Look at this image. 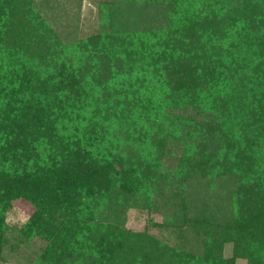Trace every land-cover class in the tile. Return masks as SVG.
Segmentation results:
<instances>
[{
  "label": "trees",
  "instance_id": "trees-1",
  "mask_svg": "<svg viewBox=\"0 0 264 264\" xmlns=\"http://www.w3.org/2000/svg\"><path fill=\"white\" fill-rule=\"evenodd\" d=\"M49 4V0H0V209L5 210L18 192L28 190L35 201L46 189L41 207L56 203L70 214L54 238L48 232L51 244L32 264H52L48 258L53 256L52 247L65 237H73L78 229L72 224L85 217L90 223L84 247H89L92 259L96 258L95 249L105 256L103 264H235L234 257L223 255L228 242H233L235 253L257 264L248 242L259 244L258 237L264 234V43L258 47L252 41L254 33L246 35L247 51L255 54L241 57L235 53L241 46L240 36H233L235 44L226 46L228 53L219 58L220 64L243 60L233 72L224 71L232 80V92L226 96L233 107L235 104L233 111L242 112L235 120L241 124L235 128L232 123L229 128L219 124L216 132L210 125L204 129L196 123L195 129L204 133L195 137L198 151L207 139L215 143L219 137V145L204 162L195 160L203 169L205 183L201 180L187 197L180 191L166 197L165 179L159 170L161 158L153 152L165 137L160 125L165 122L164 106L177 101L199 106L193 101L201 89L209 90L208 81L203 86L207 76L195 74L181 92L162 88L163 101L155 105L159 121L152 124L143 116L149 109L154 85L153 74L150 76L146 67L151 50L143 48L141 35L125 27L120 19L86 38L77 39L70 32L61 35L41 16L40 10L49 8ZM158 7L159 3L154 5V9ZM258 9L255 6L254 13ZM196 25L200 28L201 22ZM202 26L229 35L226 28L230 26L219 21L202 22ZM251 28L260 31L256 36L263 31L261 24ZM185 33L180 31L181 38ZM228 35L223 37L228 39ZM168 69L161 65L155 72ZM178 94L185 102L178 99ZM139 108L142 114L136 117L134 112ZM136 137L150 140L146 156L134 149ZM15 152L21 154V161ZM15 171L23 177L17 182L8 176ZM211 177L220 183V177L225 179L221 184L226 186L224 195H229L224 200L208 189L213 186ZM130 196L131 203L156 210L161 208L160 203L180 197L181 215L176 219H195L199 225L195 224V232L201 241L197 249L203 248V253H195L193 248L187 253L157 251L145 234L125 230L119 221L107 222L105 214ZM49 207L40 214L42 220L37 213L29 222L27 228L33 235L45 233L39 226L43 218L53 220ZM113 235L118 240H113ZM161 256L171 259L164 262Z\"/></svg>",
  "mask_w": 264,
  "mask_h": 264
},
{
  "label": "rangeland",
  "instance_id": "rangeland-1",
  "mask_svg": "<svg viewBox=\"0 0 264 264\" xmlns=\"http://www.w3.org/2000/svg\"><path fill=\"white\" fill-rule=\"evenodd\" d=\"M49 2V8L40 10L41 16L50 22L53 29L61 35H67L70 32L77 36V39L86 38L95 34L103 26L119 19L121 23L122 20L124 21L125 27L129 26L135 33L141 35L142 41L145 43H143L145 45L143 48L151 50V58L148 59L146 67L147 71H150V76L153 74L151 80L153 79L154 85L151 88L152 98L149 109L144 110L146 114L143 116H147V120L152 124L159 121L156 118L159 108L155 110V105L157 104L156 107L158 104L160 106V101H163L160 98L163 93H160L162 88L170 87L176 92H181L189 87L195 74L196 76H207V79L203 77L206 79L203 86L208 81L206 87L209 90L201 89L200 95L193 101L194 104L198 102L199 106L194 107L190 102L182 104L179 101L167 102L169 105L166 108L164 106L165 122L160 125H162L165 137L153 151L155 157L161 158L159 170L163 172L165 179L163 194L166 197L177 191L187 197V192L196 187L201 180L205 183L202 178L203 169H200L199 163L196 161H205L209 152L219 145V137L215 139V143H212L211 139L210 141L207 139L198 151L195 137L202 136L204 133L203 129H195L196 123L201 124L204 129L210 125V128H214L216 132L219 124H222L224 128H229L231 123L233 128L237 124H241L235 120L242 112L240 110L233 111L235 104L233 107L232 101L227 99L229 93L232 92V80L227 79L224 71L226 73L233 72L243 60L237 59L233 65L228 64L227 66L218 61L222 55L228 53L226 46L235 44L233 36L241 37V46L235 52L240 57L255 54L254 51H247L246 35H252L253 32L254 39H256L252 41L258 47L264 43V0H49ZM158 3L159 7L156 10L154 5ZM221 5H225L230 10H224ZM234 5L240 11H235ZM255 6L259 8L256 13L253 11ZM214 13L217 15H212ZM233 18L236 20L232 21ZM211 19L229 26L240 25L238 28L231 26L226 28L229 35L226 34L228 39H225L223 36L226 35L221 31L216 29L214 33L209 30V27L202 26V22H210ZM198 22H201L200 28L196 25ZM259 24L263 31L261 30L260 36H256L258 34L256 32L260 31H256L251 26ZM186 27L190 29H185ZM180 31L186 32L182 38ZM167 34H170L171 37H167ZM9 37L13 38L12 34ZM16 40L18 41L17 38ZM161 65L168 67V71L162 73L157 71L156 73L155 71ZM198 82L200 83V81ZM211 93H215V95H208ZM179 95H177L178 99L185 102V98ZM217 96H221L222 99ZM140 114H142L140 108L139 111L135 110L134 116L139 117ZM240 122L243 121L240 120ZM144 127L146 131L150 130V128ZM124 129L128 130L129 126H124ZM246 134L248 135V131ZM136 138L134 149L143 151L146 156L150 149V144H148L150 140ZM15 153L20 160L21 154ZM198 154L201 157L195 159ZM8 176L12 177L15 182L23 178L16 171L9 172ZM220 179L222 182L225 181L221 177ZM211 180L213 186L208 189L215 192L218 199L224 200L228 197V193L224 195L226 186H222V182L220 183L216 177H211ZM126 187L130 188L131 186ZM16 194L17 196L6 205L5 210L0 209V264H32L44 249L49 248L51 243L47 237L48 232H51V238H54L62 225L69 221L67 218L70 214L67 213V210L65 208L61 210L60 205L56 203L51 206L52 208L49 207L48 205L52 204L51 201L46 204L53 210V220L47 221L43 218V222L39 226L45 229V233L42 234L43 236L41 234L33 235L34 233H31V229L27 227L29 222L37 217V213L40 219L42 218L40 214L46 213L48 207H41V202L45 201L47 190L44 189L40 198L35 201L29 197L28 190L25 193L18 192ZM180 205L179 197L177 200L170 199L168 204L160 203L161 208L158 210L149 209L139 206V203H131L130 196L128 200L118 205L115 204L116 210H111L105 215L109 217H106L107 222L116 224L119 221L125 230L145 234L155 244L157 251L166 252L169 250L172 252L177 250L178 253H187L193 248L195 253H203V248L197 249V244L201 241L195 232V224L197 225L195 219L191 216L188 218V222H183L180 218L176 219L181 215ZM89 223L90 221L85 217L82 221L79 220L78 223L72 224L74 228L78 229L77 233L70 239L65 237V241L61 239L59 245L56 244L52 247L53 256L48 257L52 259V264H103L105 262L106 257L98 253L96 249V258L92 259L89 247H84L89 239V236L86 235V226ZM98 231L99 227L94 232L97 234ZM112 237L113 240H118V236L113 235ZM258 238L261 241L259 244H255L253 240H249L248 244L250 252H252L251 255L257 256L256 263L264 264V234H260ZM101 243L105 245L104 239ZM235 252L233 242L225 244L223 250L225 258L234 257L235 264H250L248 257ZM196 256L198 258V255ZM161 257L164 262L171 259L166 256Z\"/></svg>",
  "mask_w": 264,
  "mask_h": 264
}]
</instances>
